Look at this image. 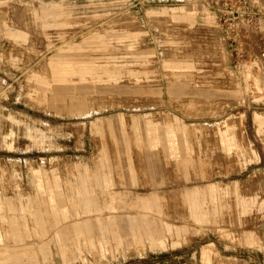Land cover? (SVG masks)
I'll use <instances>...</instances> for the list:
<instances>
[{
    "label": "rangeland",
    "instance_id": "374dc122",
    "mask_svg": "<svg viewBox=\"0 0 264 264\" xmlns=\"http://www.w3.org/2000/svg\"><path fill=\"white\" fill-rule=\"evenodd\" d=\"M260 76L264 0H0V264H264Z\"/></svg>",
    "mask_w": 264,
    "mask_h": 264
},
{
    "label": "bare ground",
    "instance_id": "6f19581e",
    "mask_svg": "<svg viewBox=\"0 0 264 264\" xmlns=\"http://www.w3.org/2000/svg\"><path fill=\"white\" fill-rule=\"evenodd\" d=\"M91 70H92V68L89 67L84 72V74L85 73H88ZM113 73H116V72H113ZM68 74H69V70L67 68L64 69V70H62V71H58L57 72V75L59 77H61V78L68 77ZM44 83H45V81L42 79L41 82H40V84H39L41 96H45V95H48L49 96V94H48L47 91H49V90L51 91L53 89H52L51 86L44 85ZM256 84H257L258 87H263L264 86V78L262 76H260L258 79H256ZM67 89L68 88L58 89V91L56 93H55V90H53L54 91V95H53V97L51 96L52 98L49 99L50 103L52 104L53 109L54 110L56 109V111H59V112L61 110L65 109L69 113L80 112L78 114H85V111L86 110H84V109L87 106L84 105L82 99H80V101L79 100H75L74 98H69L68 100H66L67 97H65L66 96V92L65 91ZM88 109H90V107L89 108L87 107V110ZM254 120H255V123L257 125H259L261 123L262 117L259 115V113H254ZM100 126H101L100 120H97V121H95V122H93L91 124V127H92L93 130H98ZM196 188L197 187L193 188L192 193H187L186 192L187 193L186 194V197H187L188 201H191L193 203L194 208L195 209H198L200 203L197 200H194L193 198L201 195V193H202L201 190L202 189H200L201 187L200 188H197V189ZM206 188H207L208 192L210 193L211 191H213V189L215 188V186L210 184V185H207ZM122 197H124V196L116 195L115 196V199H120ZM153 201H155V197H153V196L142 195L140 197V203H148V202L151 203ZM84 230L86 232V235H88L89 234L88 233V230L87 229H84Z\"/></svg>",
    "mask_w": 264,
    "mask_h": 264
},
{
    "label": "crops",
    "instance_id": "0c3cea01",
    "mask_svg": "<svg viewBox=\"0 0 264 264\" xmlns=\"http://www.w3.org/2000/svg\"><path fill=\"white\" fill-rule=\"evenodd\" d=\"M150 132H151V130H150ZM154 136L155 137L153 139H151L152 142L161 144L163 146V150H162L163 153H158V152L153 151L149 154H146V155L144 154L143 158L149 163L148 168H150V170H149L150 174L152 176H159L160 174H163V171L161 170L162 164L159 162L161 160L165 159V157L167 155H169L171 153V151L179 150V144H177V143L172 144V143H174V141L167 136L165 131H163L162 134H160L159 131L155 130ZM176 136H177V138L178 137L180 138V136H178V134H176ZM132 158H133V156L131 157V160H132ZM130 165L133 167V165L131 163H130ZM152 229H154V225H153ZM60 236L62 237V235H60ZM55 242H56V244H58L57 237L55 238ZM45 243H47V242H45ZM88 248L90 249V247H88ZM60 250H61V254L64 257V260L66 262L70 259L71 253H74V256L78 258L75 251L70 250L69 246H67L66 250H64L63 248H60ZM204 258H207V257H204Z\"/></svg>",
    "mask_w": 264,
    "mask_h": 264
}]
</instances>
